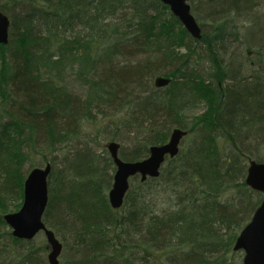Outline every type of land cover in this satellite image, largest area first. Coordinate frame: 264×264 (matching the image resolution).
<instances>
[{"label":"trees","instance_id":"16d2710c","mask_svg":"<svg viewBox=\"0 0 264 264\" xmlns=\"http://www.w3.org/2000/svg\"><path fill=\"white\" fill-rule=\"evenodd\" d=\"M259 2L208 0L201 12L211 29L198 20L195 39L161 0H0L11 20L0 44V224L7 192L17 189L23 202L20 171L36 137L61 150L87 120L92 140L103 133L135 161L178 127L188 132L179 154L158 177L134 176L119 209L109 202L116 166L107 143L103 157L83 140L64 152L62 168L41 152L52 166L44 221L63 244L60 264H231L264 198L245 183L264 150V33L250 31L264 19ZM230 14L252 23L243 52L224 56ZM202 59L206 70L193 63ZM68 72L85 95L70 90ZM157 76L171 81L158 87ZM203 101L206 111L187 121V108ZM3 236L0 264H50L46 237Z\"/></svg>","mask_w":264,"mask_h":264},{"label":"water","instance_id":"95a60500","mask_svg":"<svg viewBox=\"0 0 264 264\" xmlns=\"http://www.w3.org/2000/svg\"><path fill=\"white\" fill-rule=\"evenodd\" d=\"M170 7L172 13L184 25L188 33L195 39H201L203 30L197 18L193 15L190 0H161ZM11 20L0 9V44H7L10 37ZM171 79L164 76L155 78L156 86H166ZM187 131L174 128L166 143L150 146L146 158L127 161L119 155L121 144L117 141L107 143V148L114 160L116 170L114 181L109 190V202L115 209L122 207L125 197L130 189V180L136 175L145 181L148 177H158L162 166L168 157L179 154L182 139ZM264 160V158H263ZM52 166L34 167L27 175L24 182V200L22 207L15 212L4 215L5 221L12 228V234L20 239L32 240L44 231L50 250L48 260L50 264H60L63 250L62 242L56 237L55 232L47 227L44 213L49 200V177ZM245 183L255 191L264 194V161L251 160L247 169ZM234 250H243L245 255L241 264H264V198L254 211L252 218L237 236Z\"/></svg>","mask_w":264,"mask_h":264},{"label":"rangeland","instance_id":"374dc122","mask_svg":"<svg viewBox=\"0 0 264 264\" xmlns=\"http://www.w3.org/2000/svg\"><path fill=\"white\" fill-rule=\"evenodd\" d=\"M207 1L208 0H190V4L192 7L195 6V8H197L198 12H195L193 10L192 11L193 14L200 22L205 23L204 28L207 31H209L211 29L210 28L211 21H209L208 19H203L205 14L201 12L202 8L207 3ZM255 15L257 17H260V16L264 17V0H260V2L258 3L257 8H255ZM251 23H252L251 18L246 19L243 17H239L238 19L235 15L233 16V14H230L228 16V23L226 24V27L230 29L231 32L230 34L224 36L223 46L226 47L225 48L226 51H224L225 49L220 51V52H223L224 56L226 55L229 56L231 52L232 53L236 52V54L243 52V48H244L243 43L245 41L244 34L247 32L248 30L247 27H249ZM250 29L252 33L251 35H253L255 39H259L261 37V33H264V19L261 18V19L256 20L255 24H253ZM251 55L253 54L251 53ZM193 63L195 64V67H198L204 70H206L211 65L210 62L206 59H202L200 61L196 60ZM65 83L68 85V87L70 88L72 92L78 95L86 94V88L77 79V77L73 75V73L68 72V74L65 76ZM206 109H207V104L204 101L190 105L187 108L186 113H185L186 120L191 121L194 116H197L203 113L204 111H206ZM94 113L96 115L98 114L97 122H99L100 121L99 118L102 117V114L97 111H95ZM83 124H84V128L82 129V132L80 134L72 135L68 140L64 141L63 146L58 145L59 147H63L61 150L59 149L55 150L50 147L46 148L43 144L45 140V136L42 135L43 137L42 136H39V138L36 137L35 143L32 145L33 148L32 147L29 149L27 148L28 151L26 152H28V158L23 163L20 172L23 175L27 176L29 171L33 169L34 167L44 166L46 162L43 160V156L41 154L42 151L46 154L48 160L52 159V162H54V164H56L58 168H62L63 165L61 164V160L64 155V152L68 149L74 150L76 147H80V144L83 140L91 141V145L94 148V150L96 152L101 153L102 156L104 157L102 148L104 145L106 146V143H107L106 139H104V134L101 133L98 138H96L95 140H92L95 137V134L97 132L95 123L86 120L83 122ZM88 133H91L92 137L87 135ZM184 141L185 140H183L181 146L184 145ZM128 149H131V148H128ZM263 156H264V150L262 152V158ZM260 161H264V160L261 159ZM15 190L11 189L9 192L6 193L5 201L7 204H6V207L3 209V212L5 214L18 211L21 207V204L16 206L18 203L22 202V198L21 196H19L18 193L15 192ZM8 231H12V228L7 223L3 225L0 224V234H4ZM6 239H7V236H3L0 239V241L4 242ZM35 239H36V242L38 243L46 241L44 232H40L36 236ZM244 254L245 252L243 250H238V251L235 250V254L232 253L228 255L229 257L228 262H231V264H234V261L236 260V264H240L243 261L242 259L244 257Z\"/></svg>","mask_w":264,"mask_h":264}]
</instances>
